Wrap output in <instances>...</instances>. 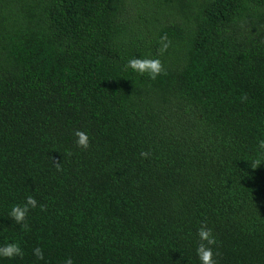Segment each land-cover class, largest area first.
<instances>
[{"label": "trees", "instance_id": "16d2710c", "mask_svg": "<svg viewBox=\"0 0 264 264\" xmlns=\"http://www.w3.org/2000/svg\"><path fill=\"white\" fill-rule=\"evenodd\" d=\"M260 140L264 0H0L3 264H264Z\"/></svg>", "mask_w": 264, "mask_h": 264}, {"label": "clouds", "instance_id": "9594fccd", "mask_svg": "<svg viewBox=\"0 0 264 264\" xmlns=\"http://www.w3.org/2000/svg\"><path fill=\"white\" fill-rule=\"evenodd\" d=\"M164 40V37H161ZM167 47V43H163L161 50ZM126 67L132 72L138 75L147 74L149 79H155L161 73V63L158 58H130L127 61ZM74 136L76 137L75 143L78 147L86 148L88 146V136L85 132L75 131ZM258 148L264 153V140L258 141ZM141 156H145L146 153L141 152ZM261 163L260 159L252 161V167L255 168ZM37 207V201L28 195L25 197L23 204H14L8 211V217L15 224L19 225L23 229H27V225L24 223L25 217L31 208ZM41 207H43L41 205ZM197 236L201 243H199L195 249V254L199 261V264H216L212 246L216 243L212 231L210 228L205 227L203 224L197 229ZM32 255L37 261L44 258L43 251L40 247H34L32 249ZM24 256L23 249L16 240L5 242L0 244V264H3V260H12L14 258H22ZM62 264H73L71 257H65Z\"/></svg>", "mask_w": 264, "mask_h": 264}]
</instances>
